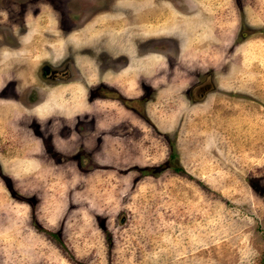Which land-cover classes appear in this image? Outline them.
Wrapping results in <instances>:
<instances>
[{"label":"rangeland","instance_id":"1","mask_svg":"<svg viewBox=\"0 0 264 264\" xmlns=\"http://www.w3.org/2000/svg\"><path fill=\"white\" fill-rule=\"evenodd\" d=\"M0 264H264V0H0Z\"/></svg>","mask_w":264,"mask_h":264},{"label":"flooded vegetation","instance_id":"2","mask_svg":"<svg viewBox=\"0 0 264 264\" xmlns=\"http://www.w3.org/2000/svg\"><path fill=\"white\" fill-rule=\"evenodd\" d=\"M45 69H46V72H47V73H53V70H52V69H49V70H48V67H47V66L45 67Z\"/></svg>","mask_w":264,"mask_h":264},{"label":"trees","instance_id":"3","mask_svg":"<svg viewBox=\"0 0 264 264\" xmlns=\"http://www.w3.org/2000/svg\"><path fill=\"white\" fill-rule=\"evenodd\" d=\"M54 235H55V236H57V234H56V233H54Z\"/></svg>","mask_w":264,"mask_h":264}]
</instances>
